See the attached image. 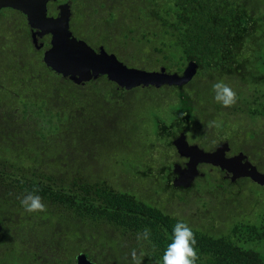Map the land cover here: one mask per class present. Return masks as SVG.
Returning a JSON list of instances; mask_svg holds the SVG:
<instances>
[{
  "label": "trees",
  "instance_id": "obj_1",
  "mask_svg": "<svg viewBox=\"0 0 264 264\" xmlns=\"http://www.w3.org/2000/svg\"><path fill=\"white\" fill-rule=\"evenodd\" d=\"M70 1L76 37L104 46L123 63L181 73L193 60L198 70L183 86L126 90L105 75L75 83L44 63L26 16L2 8L0 264H75L79 252L97 264H132L133 249L145 253L143 264H162L174 225L187 222L153 203L146 184L166 192L196 186V181L188 188L172 184L177 162L172 140L180 132H196L199 141L212 147L224 126L209 123L243 114L251 120L249 130L239 138L229 133L224 140L241 146L264 173V0ZM49 39L44 36L38 43L48 47ZM217 81L236 92L234 106L215 101ZM128 93L135 96L129 106L151 104L157 110L177 99L169 122L155 116L162 143L158 153L152 152L155 142L125 145L137 154L139 165L132 168L116 160L121 147L95 142L104 121L125 111ZM205 126L212 132L206 133ZM108 132L103 129L105 136ZM117 174L129 180V187ZM207 178L219 181L215 171L208 172L198 177L204 187ZM142 186L143 193L137 190ZM33 191L45 212L27 213L22 207L20 198ZM145 228L150 242L137 240ZM191 229L196 264H264V254L255 247L264 241V215L257 221L237 219L228 232Z\"/></svg>",
  "mask_w": 264,
  "mask_h": 264
},
{
  "label": "water",
  "instance_id": "obj_2",
  "mask_svg": "<svg viewBox=\"0 0 264 264\" xmlns=\"http://www.w3.org/2000/svg\"><path fill=\"white\" fill-rule=\"evenodd\" d=\"M56 0H0V9L12 8L22 12L30 27L32 43L36 49H43L44 63L56 73L67 76L75 83H82L105 75L118 87L130 90L136 87L163 85L183 86L192 80L198 70V64L190 60L181 73L168 72L164 66L146 70L130 67L120 61L114 53L104 46L92 47L85 40L76 37L70 30L71 1L57 5L56 15L48 14L47 3ZM49 35V46L38 40ZM179 156L187 158L185 166L173 164L176 176L172 184L175 187L188 188L199 172L198 163H209L218 166L230 174L231 181L247 177L260 186H264V173L252 164L243 152L226 156L229 150L227 141L221 142L214 150L205 151L197 144H190L185 132H180L172 140ZM2 226L0 223V237ZM75 264H97L84 252L76 255Z\"/></svg>",
  "mask_w": 264,
  "mask_h": 264
},
{
  "label": "rangeland",
  "instance_id": "obj_3",
  "mask_svg": "<svg viewBox=\"0 0 264 264\" xmlns=\"http://www.w3.org/2000/svg\"><path fill=\"white\" fill-rule=\"evenodd\" d=\"M64 1L67 0H59V2ZM48 5L54 15L56 12L54 4L50 2ZM70 30L72 33L74 32L72 25H70ZM88 44L92 47H96L94 43L88 42ZM124 64L130 67L132 66L127 63ZM138 68L153 70L139 66ZM140 95L141 93L137 94L138 97H140ZM134 98L135 96L128 93L126 95L128 105L124 107L126 108L125 111L120 115L113 113L109 119L104 121V125L97 132V138L95 137V142L107 144L108 146H111L109 143L112 142L116 144L115 146L121 147L116 150V160L125 163L129 162L131 168L139 165V163L136 153L127 152V144L138 141L144 142L145 144H152V142H155V149L152 148V152L154 154L158 153L160 148H162V143L156 136L158 126L155 123V116H158L162 121L169 122L172 117L171 112L175 106V102H177L176 99L166 104L164 100L162 104H166V106L163 109L157 110L151 107V104L145 108H141V104L133 105L132 103L129 106L131 99ZM257 121L260 123V120ZM216 122L219 126H224V130L221 131V138L217 140L215 145L226 139L229 133L239 138L249 130L251 125L250 118L240 113L229 114L227 118L225 116L219 117ZM107 128L109 132L107 136H105L103 134V129ZM203 130L206 131V133L212 132L207 130V126H205ZM186 134L189 142L195 144L199 143L202 146H209L198 140L200 139L198 133ZM136 138L138 140H136ZM97 139L103 141H97ZM261 142L262 141H259L257 144ZM231 148L232 151H237L241 149V146L232 145ZM173 150L174 149L170 150L171 155L173 154ZM174 160H179L175 151ZM120 176L121 175L118 174L116 175V178H119L118 181L124 186L127 185V187H129V180L127 181ZM195 181L197 187H192V190L188 192H183V190L166 192L163 191V188L159 185H154V183L146 184L148 190L147 196L165 212L185 219L191 227L205 231L211 230L213 233L224 231L226 228L225 232H228L232 223L237 219L242 221H257L264 215V186H260L246 179H240L236 184L233 183L234 185H231L227 182L221 183L218 180L210 181V179L207 178V187H204V183L200 179L197 178ZM139 188H137L139 192L143 193V191H145V187L142 186ZM255 247L264 254V241L260 244H255ZM87 256L93 259L92 256ZM102 262L106 263L105 260Z\"/></svg>",
  "mask_w": 264,
  "mask_h": 264
},
{
  "label": "clouds",
  "instance_id": "obj_4",
  "mask_svg": "<svg viewBox=\"0 0 264 264\" xmlns=\"http://www.w3.org/2000/svg\"><path fill=\"white\" fill-rule=\"evenodd\" d=\"M212 87L215 93V101L223 107L230 108L237 103L236 92L223 81H217ZM212 126L219 127V124L212 121L209 123V127ZM34 191L23 194L20 198L22 207L27 213L45 212V203L40 196L34 194ZM137 240L150 242V230L145 228L142 233L137 235ZM195 245L196 238L191 227L183 221L177 222L173 227L171 243L167 245L163 254L162 264H196L199 255ZM144 257L145 253L143 251L137 253L133 249L131 252L132 264H143Z\"/></svg>",
  "mask_w": 264,
  "mask_h": 264
},
{
  "label": "flooded vegetation",
  "instance_id": "obj_5",
  "mask_svg": "<svg viewBox=\"0 0 264 264\" xmlns=\"http://www.w3.org/2000/svg\"><path fill=\"white\" fill-rule=\"evenodd\" d=\"M53 3L54 4V7H55V9L57 8V5L59 4V3H61V2H59V0H56V1H49L48 3H47V7H48V14L49 15H53V13H52V11H51V8L49 7V3ZM1 10V9H0ZM56 13H57V9H56V12H55V14L54 15H56ZM186 134V133H185ZM186 139H187V134H186ZM187 141H188V139H187ZM223 141H227V140H223ZM223 141H221V142H223ZM220 142V143H221ZM228 142V141H227ZM188 143H190V144H193L192 142H189L188 141ZM219 143V144H220ZM195 144V143H194ZM219 144H217V145H215V146H212V147H210V146H202V145H200L199 143H197V145L200 147V148H202L203 150H205V151H212V150H214ZM228 145H229V150L226 152V156L227 157H229V156H232V155H235V154H237V153H239V152H243L242 150H237V151H232V148H231V145H230V143L228 142ZM245 155H246V157H247V159L251 162V160L249 159V157H248V155L246 154V153H244ZM176 155L178 156V159L179 160H177V162H175V163H179L182 167L183 166H185V162L187 161V158H185V157H182V156H179L178 154H177V152H176ZM197 168H198V170H199V172L201 173V175L199 174L197 177H195V179H194V181L199 177V176H202V175H204V174H206V173H208V172H212V171H215L216 173H217V175H218V177H219V181L221 182V183H235L238 179H240V178H237L236 180H234V181H231V179H230V174H228V173H226L224 170H221L218 166H213V165H211V164H209V163H198V165H197ZM175 177V176H174ZM241 178H247V177H241ZM249 179V178H248ZM251 180V179H250ZM194 183V182H193ZM193 183H192V185H193ZM192 185L190 186V187H192Z\"/></svg>",
  "mask_w": 264,
  "mask_h": 264
}]
</instances>
